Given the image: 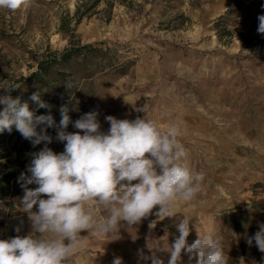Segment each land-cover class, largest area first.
I'll list each match as a JSON object with an SVG mask.
<instances>
[{
	"label": "rangeland",
	"instance_id": "obj_1",
	"mask_svg": "<svg viewBox=\"0 0 264 264\" xmlns=\"http://www.w3.org/2000/svg\"><path fill=\"white\" fill-rule=\"evenodd\" d=\"M75 4L31 0L14 12L0 8V87L18 86L52 51L91 44L78 60L57 66L41 94L49 106L43 115L56 125L47 129V146L64 151L55 139L62 106L73 122L98 112L102 131L108 115L151 119L164 131L178 127L187 163L204 180L191 201H177L174 217H157V206L138 224H121L118 236L82 232L69 264H112L116 256L123 264H151L143 258L149 247L174 243L183 216L191 220L189 243L210 235L220 239L228 264H264V253L246 238L264 222V35L257 31L264 0H115L109 20L98 12L78 23ZM14 129L1 133L0 173L30 176L32 154L45 143L33 147ZM67 131L76 129L70 123ZM18 178L14 193L0 198V239L31 231ZM157 255L167 264L168 253ZM182 264L197 258L182 254Z\"/></svg>",
	"mask_w": 264,
	"mask_h": 264
},
{
	"label": "clouds",
	"instance_id": "obj_2",
	"mask_svg": "<svg viewBox=\"0 0 264 264\" xmlns=\"http://www.w3.org/2000/svg\"><path fill=\"white\" fill-rule=\"evenodd\" d=\"M30 5L31 0H0V8L13 12ZM258 20L257 31L264 35V15ZM18 88L0 87L4 93L0 95V133H11L15 126L33 147L42 142L45 146L32 154L27 166L31 175L21 173L18 178L24 189L21 209L31 231L0 239V264H69L85 239L82 232L118 236L121 224L136 225L157 206V217H174L177 201H191L200 191L204 174L194 172L187 163L178 127L164 131L151 119L108 115L104 119L110 127L102 131L98 112L90 111L73 122L69 108L62 106L55 139L64 143V151L56 153L47 146L53 141L47 129L56 126L52 115L37 116L28 101L13 98L11 92ZM29 100L37 108L49 107L38 90ZM70 123L76 131H67ZM33 183L38 187H27ZM190 221L183 216L175 225L179 235L174 243L149 247L151 255L143 258L165 264L157 253L166 252L167 264H182V254L189 260L197 258V264H228L219 238L198 235L188 242ZM258 228L247 243L251 246L254 241L264 253V222ZM15 231L19 233L20 228ZM112 264H123V260L116 256Z\"/></svg>",
	"mask_w": 264,
	"mask_h": 264
},
{
	"label": "trees",
	"instance_id": "obj_3",
	"mask_svg": "<svg viewBox=\"0 0 264 264\" xmlns=\"http://www.w3.org/2000/svg\"><path fill=\"white\" fill-rule=\"evenodd\" d=\"M125 0H120V2H124ZM104 3L102 9H98L99 5ZM115 0H76L75 10L73 12V17L76 20V23L81 21L83 18H91L94 14L98 12H103L107 18L110 19L112 15V9L114 6ZM93 46L91 44L74 46L73 43L63 49L62 51H52L45 59L39 60L37 63L36 70L31 72L28 76H22L17 82L19 88L15 89L11 92L13 98L17 96L21 97L22 101H28L30 110H34L37 116L43 115V111L46 108H37L34 103L29 100V97L33 92L37 90L40 94L45 93V88H48L50 85V77L54 74L56 67L64 65L70 61L78 60L81 58L82 54L80 51L82 49H92ZM17 86V85H13ZM12 87V86H9ZM3 109V106L0 105V110ZM15 128V126H14ZM15 134L21 135L16 129ZM1 137V133H0ZM1 144V143H0ZM1 146V145H0ZM1 148V147H0ZM5 156V153L0 149V160ZM17 178L15 173L10 171H4L0 173V198L12 195L14 192V188L17 183ZM253 232V233H251ZM250 234L246 236L251 237L256 232L257 229H252ZM249 247L241 250L239 253L244 254L247 252ZM254 251L261 253L258 248L255 246V242L253 241Z\"/></svg>",
	"mask_w": 264,
	"mask_h": 264
}]
</instances>
